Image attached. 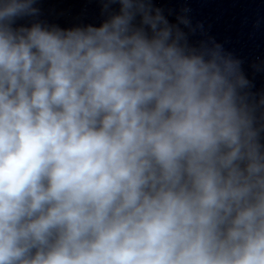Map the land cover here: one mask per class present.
I'll return each instance as SVG.
<instances>
[{"label":"clouds","instance_id":"obj_1","mask_svg":"<svg viewBox=\"0 0 264 264\" xmlns=\"http://www.w3.org/2000/svg\"><path fill=\"white\" fill-rule=\"evenodd\" d=\"M41 2L0 0V264H264L243 61L192 44L189 8L96 0L62 28Z\"/></svg>","mask_w":264,"mask_h":264}]
</instances>
